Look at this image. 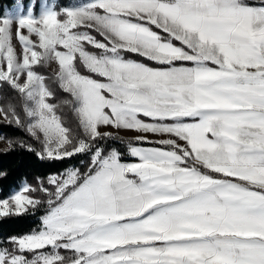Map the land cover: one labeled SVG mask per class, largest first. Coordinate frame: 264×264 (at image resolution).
Masks as SVG:
<instances>
[{"label": "snow or ice", "instance_id": "snow-or-ice-1", "mask_svg": "<svg viewBox=\"0 0 264 264\" xmlns=\"http://www.w3.org/2000/svg\"><path fill=\"white\" fill-rule=\"evenodd\" d=\"M0 97L34 142L9 150L68 162L0 199V220L44 210L0 264H264V0H11Z\"/></svg>", "mask_w": 264, "mask_h": 264}, {"label": "trees", "instance_id": "trees-1", "mask_svg": "<svg viewBox=\"0 0 264 264\" xmlns=\"http://www.w3.org/2000/svg\"><path fill=\"white\" fill-rule=\"evenodd\" d=\"M52 1V0H49ZM25 4L29 3V0H23ZM58 4H68L70 0H55ZM11 0H0V6L9 5ZM39 5L40 0H37ZM38 10V9H37ZM141 60L143 58H140ZM150 64L152 62H149ZM39 71L41 74H44V68L40 67ZM103 80L104 78L95 77ZM51 86L53 83L50 82ZM1 100L3 98L1 97ZM65 114L72 116V111L65 110ZM76 126V120L75 125ZM0 137H6L9 139H18V140H26L29 143H34L31 138L27 135V133L17 128L15 125L9 126L7 123L0 122ZM128 140L127 138H124ZM118 144L119 142H112ZM35 146V145H34ZM140 146H159L158 144H150V143H141ZM121 148L124 145H120ZM10 149V148H9ZM0 150V169H6L9 173V177L6 180L0 181V199L4 198L7 194L8 189L12 186L19 185L22 183L24 179H27L30 184L35 185L36 181L34 179L35 176H45L47 174H51L56 172L57 170H63L64 166L68 163L67 161L58 164L55 167H49L47 165L41 164L34 155L26 152L24 149L17 147L15 151L12 150ZM81 157H73L71 158V164L74 166L80 167L79 160ZM86 160V158H84ZM126 161H134V159H128ZM43 209L37 211L35 215H23L20 217L6 218L0 220V236H9V235H21L30 233L34 228H36L39 224V217L43 214Z\"/></svg>", "mask_w": 264, "mask_h": 264}, {"label": "rangeland", "instance_id": "rangeland-1", "mask_svg": "<svg viewBox=\"0 0 264 264\" xmlns=\"http://www.w3.org/2000/svg\"><path fill=\"white\" fill-rule=\"evenodd\" d=\"M49 2H52V1H49ZM19 47H20V45L17 44L18 49H19ZM43 68H44V74L43 75H45L48 78V82L50 83V82L54 81L56 74L58 73V70H59L58 63L53 61V62L49 63L48 65L43 66ZM52 87H53V90L56 92V98L54 100H50V102L59 104L61 100L70 99L68 94H66L62 90H60L54 83H53ZM12 98H13L14 102H17V103L19 102V97L15 93L12 94ZM3 103H4V101H2L1 97H0V105H3ZM65 110L72 111L69 106L63 105L61 110L58 111V114L62 116V118L64 119V121L67 123L68 126L74 127V125H75L74 113L72 112V115L74 116V119H72V116L65 114V112H64ZM145 119H147V118H145ZM0 122L6 123L3 120V117H0ZM106 130L111 131L114 134H118L121 137L127 138V139H132L137 135V133H135L134 131L123 130V129H114L111 126H109ZM146 135L148 136L149 141H151L150 144H157L156 143L157 141H159L162 138H165V137H161L159 135L151 134V133L146 134ZM9 140H10L9 138L0 137V150H7L10 148ZM17 140L18 139H14V141H17ZM144 147H150V146H144ZM125 162H136V161H125Z\"/></svg>", "mask_w": 264, "mask_h": 264}]
</instances>
